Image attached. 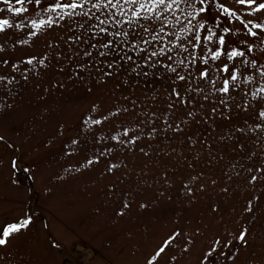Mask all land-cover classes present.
Returning <instances> with one entry per match:
<instances>
[{
    "label": "snow or ice",
    "instance_id": "6c2138e0",
    "mask_svg": "<svg viewBox=\"0 0 264 264\" xmlns=\"http://www.w3.org/2000/svg\"><path fill=\"white\" fill-rule=\"evenodd\" d=\"M0 36V114L16 107L14 89L50 69L59 78L49 93L71 85L91 97L108 89L107 100H91L75 126L61 122L48 142L61 141L69 161L63 172L103 165L101 177L120 174L123 183L129 157L156 155L189 169L178 193L186 206L209 189L219 195L195 220L171 216L142 264H264V239L255 230L264 213V0H0ZM42 37L45 46L35 51ZM221 123L226 131L212 136ZM193 125L205 126L204 133L192 134ZM178 144L192 155L178 152ZM0 145L19 151L5 134ZM203 152L207 160L197 171ZM9 167L13 185L15 173L31 171L15 157ZM213 168L218 174L210 176ZM177 170L165 166L143 185L161 184L159 198L172 202L166 190L175 187ZM107 188L118 199L115 215L127 216L135 193ZM33 224L27 214L0 222V250Z\"/></svg>",
    "mask_w": 264,
    "mask_h": 264
},
{
    "label": "rangeland",
    "instance_id": "374dc122",
    "mask_svg": "<svg viewBox=\"0 0 264 264\" xmlns=\"http://www.w3.org/2000/svg\"><path fill=\"white\" fill-rule=\"evenodd\" d=\"M2 39L4 37L0 36ZM45 39L42 37L36 42L35 51L44 48ZM25 54L26 51L18 52V55ZM57 78L58 73L50 69L43 79L33 78L27 85L18 86L14 89L16 107L0 114V134L14 140L19 149L13 151L0 145V157L3 158L0 165V222L25 214L34 218L28 232L17 237L11 248L0 250V257H3L0 264H142L146 251L171 227V216L178 214L184 219L195 220L206 211L209 201L220 197L209 189L200 194L198 203L186 206L178 193L180 181L189 174V169L183 166L182 160L177 163L175 159L156 155L151 159L139 155L129 157L131 175L123 183L120 174L101 177L103 165L83 174L63 172L62 166L69 161L61 155V141L55 140L50 146L48 142L54 138L61 122L75 126L91 100H107L108 89L98 88L91 97L82 88L71 85L68 91H45ZM113 83L115 81L109 83V89ZM240 119L237 117V121ZM228 126L221 123L211 135L218 136ZM204 131L203 125L191 128L194 135ZM161 148L167 146L161 145ZM181 148L185 154L192 155L187 145L178 144L177 151ZM13 157L19 160L21 168L31 167L30 172L15 173L13 178L18 181L15 185L9 182V165ZM206 160L207 153H201L197 171L204 167ZM173 165H177L178 170L174 174L175 187L166 190V194L173 197L172 202H168L158 196L159 191L164 190L161 184L145 187L143 180L152 183V178L159 177L165 166L171 168ZM57 173L64 179L58 180ZM216 174L217 168L209 172L210 176ZM110 184L135 193L136 204L123 218L115 215L119 204L118 199L108 193ZM144 201L151 202L152 207L139 209V203ZM232 203L242 205L243 201ZM223 210L227 214L231 209L225 205ZM259 215L261 219L255 230L264 239V213ZM56 242L57 246L52 247ZM87 246L94 251L91 259L89 251H83Z\"/></svg>",
    "mask_w": 264,
    "mask_h": 264
},
{
    "label": "bare ground",
    "instance_id": "6f19581e",
    "mask_svg": "<svg viewBox=\"0 0 264 264\" xmlns=\"http://www.w3.org/2000/svg\"><path fill=\"white\" fill-rule=\"evenodd\" d=\"M86 250L89 251V253H90L89 259H91L92 256H93V252H94V251H93V248L87 246L86 249H84L83 251H86ZM66 264H69V263H66Z\"/></svg>",
    "mask_w": 264,
    "mask_h": 264
}]
</instances>
